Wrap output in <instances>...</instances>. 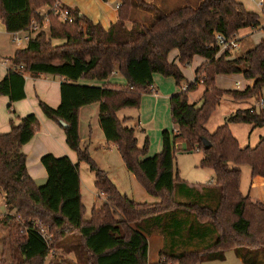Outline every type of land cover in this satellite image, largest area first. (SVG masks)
Instances as JSON below:
<instances>
[{
	"label": "trees",
	"instance_id": "obj_1",
	"mask_svg": "<svg viewBox=\"0 0 264 264\" xmlns=\"http://www.w3.org/2000/svg\"><path fill=\"white\" fill-rule=\"evenodd\" d=\"M55 1L0 0V17L8 33L30 31L33 22L48 29V34L39 31L15 52L11 62L22 70H9L0 80V96L8 98V110L14 113L12 104L25 98L26 74L62 79L59 105L52 108L38 100V106L49 120L66 124L65 142L78 162L94 173L95 188L104 201L85 216L78 163L67 156L43 155L40 162L47 182L36 186L27 172L22 146L32 139L39 121L33 113L18 118L17 123L10 119L9 131L0 132V193L8 211L0 224L8 228L9 240L18 251L15 264H42L52 248L36 221L47 227L53 243L77 234V246L88 264H195L223 261L229 249L244 264H256L248 261L249 251L264 250V202L241 193V171L229 164L249 165L251 178H264V136L254 147H241L229 124L264 127V109L239 108L212 133L206 123L223 96L232 101L261 100L264 94V38L238 56L219 53L214 41L215 33L231 37L241 29H257L259 15L236 0H201L196 7L184 5L169 12L146 0H119L117 21L104 29L69 7L72 22H61L49 9ZM43 7H48L44 14L40 12ZM136 7L150 11L152 17L132 19ZM54 40L62 42L53 44ZM173 50L177 57L169 60ZM195 56L204 62L196 68L194 80L169 99L175 130H162V150L142 158L148 138L139 147L136 130L125 126L126 119H119L117 112L138 109L143 95L156 92L154 74L172 77L181 85L185 80L181 69ZM114 73L125 84L105 82ZM228 74H241L254 82L243 90L219 89L216 76ZM81 79L104 83L80 84ZM199 84L204 87L199 103L189 102L188 94ZM91 104L99 105L98 123L105 142L115 147L124 167L158 202L139 203L121 193L87 146L81 145L79 113ZM203 139L210 142L208 149ZM179 143L186 145L187 152H200L199 166L214 174L213 181L196 190L200 203L176 199L178 188L181 195L194 194L174 168ZM155 229L162 232L165 244L158 259L150 263L148 236Z\"/></svg>",
	"mask_w": 264,
	"mask_h": 264
},
{
	"label": "crops",
	"instance_id": "obj_2",
	"mask_svg": "<svg viewBox=\"0 0 264 264\" xmlns=\"http://www.w3.org/2000/svg\"><path fill=\"white\" fill-rule=\"evenodd\" d=\"M59 1L63 5L71 9H77L81 15H84L93 23L100 24L104 29H108L111 24L117 21L118 18L117 7L119 5V0H59ZM146 1L154 3L159 8L168 7L167 5L170 4L169 0H146ZM47 11H48V7H43L40 10L42 14H44ZM137 13L139 14L138 16L135 15ZM135 17L143 20L144 18L152 17V13L150 11H146L144 9L136 7L133 8L131 14L132 19ZM126 25L127 27H130L131 24L130 22H127ZM239 31L244 33V31L246 30L241 29ZM248 33H250V31ZM19 34L20 36H22L25 34V32L24 31L19 32ZM61 42L62 41L60 40L53 41L54 44H60ZM24 43L18 46L13 41V33H8L6 31L5 23L3 19L0 17V80H2L5 77V75L9 70H13L12 67H14L15 65L12 64L11 59L13 58L17 50L24 47ZM176 57H177V51L176 53H172L171 51L169 54V60H174L176 59ZM203 62H204L203 58L199 56H195L191 64L188 66L189 67L188 75H186V70H184V68L181 69L186 79V83L194 80L195 70ZM230 75L239 76V78L233 79V81H236L235 83L237 87H230L223 89L240 90L241 89L240 86L243 85L245 82L247 86H252L254 82L253 79L250 80L244 79L240 74L217 75L215 78V82L220 76L226 77ZM61 81L62 79L58 76H52L42 73L37 74L35 76L26 74L25 85H24L25 98L17 102H14L12 104V110L14 113H11V111L8 110V105H9L8 98L6 96H0V132L6 133L9 131L10 119L14 120L15 123H17L18 118L24 117L31 113L35 114L39 121L40 127L35 132L32 139L22 146V150L26 154V168L29 176L32 178L36 186H42L47 182V173L40 162L41 157L45 154H52L56 157H60V156L69 157V159L74 164L78 163L81 200L83 205L85 206L84 197L87 199L88 198L90 199V197L87 195L84 196L82 190L83 179L81 175V170L83 168L82 164L84 163L78 162L76 153L73 150H71L66 144L63 127L49 120L47 117H45L38 106V100L43 101L52 108H56L59 105ZM78 82L80 84H88L93 86H100L102 83H104L102 81H97V80H83V79L79 80ZM105 82L125 84V79L121 77L119 74L114 73ZM153 82H154L153 87L155 88L156 92L142 96L138 110L140 111V114L137 117L138 118L137 121H135V119L133 118L134 114H132L129 111H125L126 109L117 112V116L119 119L121 120L126 119L124 122L125 126L134 128L136 130V134L137 131L140 132L138 136H140L142 141L138 137H136L139 147H141V143L144 142L146 137L150 139L151 135L154 136L153 143H151L150 148L147 149L146 154L142 158L151 157L162 150V140H161L162 130L164 129L175 130V126L172 122V119L170 120L171 115L169 109V99L172 94L180 92L182 88V84L177 85L172 77H163L160 74L153 75ZM184 85L185 84H183V86ZM223 97H227L229 102H237V101H232V99L228 96H223ZM254 105L255 104H250L247 108L253 107ZM98 111H99V105L91 104L82 107L79 113V136L81 139V145L87 146L90 156L92 155L91 148H92L93 139L95 138V135L100 136L99 130L101 129L98 123ZM99 138H102L104 140V146L103 145L100 146L101 148L108 149V151L116 150L113 145L105 144L104 136L103 137L100 136ZM176 146H179L180 148L183 149L185 148L186 145L184 143H179L176 144ZM91 157L101 169L105 170L107 174L110 173V171L107 168H105V166H102L94 156ZM212 176L213 174L210 176L208 183L213 181ZM132 178H134L133 175ZM251 179H252L251 181L252 188H250L249 193L243 194L240 188L241 193L243 195H249L253 200L264 202V178L261 176H255L254 178ZM113 181L114 180H112V182ZM113 183L116 185L115 182ZM146 194L148 193L146 192ZM0 196L3 197L1 193ZM101 196H99V199L103 200V196L102 197ZM143 196L145 200L139 203H143V202L155 203L159 201L158 198L153 197L151 195H149L150 197H146V195L143 194ZM260 197L263 199L261 200ZM91 205H92L91 208L94 205L96 206L95 200L92 202ZM7 212L8 211L6 208V213ZM1 218L2 216H0V220ZM5 230L6 228L0 227V231L5 232ZM154 234H157L160 237L161 245L157 247L158 248L157 251L159 252L165 244V239L162 235V232H160V230L155 229L151 232L150 236H148V249L150 245L149 238ZM182 234L184 235V233ZM5 236L6 234L3 235L4 239L6 240L4 239L3 240L6 241V243L8 244L9 239ZM1 238L2 237L0 236V239ZM2 244L3 246L6 245L5 243ZM236 257L238 258V260H240L242 264H244L240 257L238 256Z\"/></svg>",
	"mask_w": 264,
	"mask_h": 264
},
{
	"label": "rangeland",
	"instance_id": "obj_3",
	"mask_svg": "<svg viewBox=\"0 0 264 264\" xmlns=\"http://www.w3.org/2000/svg\"><path fill=\"white\" fill-rule=\"evenodd\" d=\"M237 1L243 4L246 10L257 13L259 15L260 24L257 27V29L252 30L246 28L245 29L246 31H244V33L241 31L237 32L236 37H238L239 39V49L232 52L233 56L241 55L243 52L250 49L262 38H264V30H263L264 5L258 6L256 3L252 2L251 0H237ZM200 2L201 0H169L170 4L167 5L168 7H164V12H169L170 10H173L177 7L184 5H190L196 7L198 4H200ZM135 15L138 16L139 14L137 13ZM249 31L250 33H248ZM45 32L46 34H48V29L46 28V26H45ZM172 53H176V50H173ZM184 70H186V75H188L189 67L188 66L184 67ZM235 78H239V76L238 75H230L226 77L220 76L216 81V86L219 89L237 87L235 83L236 81H233V79ZM183 84H186V79L182 82V85ZM246 86L247 85L245 82L243 85L240 86L241 87L240 90H243ZM203 91H204V87L202 84H200L195 90L191 91V93H189L188 95L190 102L199 103V99ZM261 99L264 101V94L262 95ZM259 101H260L259 99L252 97L249 99L239 100L237 102H229L227 97H223L220 101V104L210 114L207 120L206 123L207 130L210 133H212L219 125L223 124L226 121V118L229 116V114L235 112L239 108L245 109L250 104H257ZM138 110L139 108L126 109L125 111H129L132 114H134L133 118L135 119V121H137L138 119L137 117L140 114V111ZM229 127L233 136L238 140L239 145L241 147L244 146L254 147L257 144L259 138L261 136H264V128H253L250 124L235 123V124H229ZM99 131H100V136L103 137L101 130ZM139 134L140 132L137 131L136 137H138L141 140L140 136H138ZM100 136L95 135V138L93 139L91 156H94L102 166H105V168H107L110 171V173L107 175L111 180H114L113 182L116 183L118 190L121 193L127 195L130 199L136 200L137 202H142L145 200L143 194L146 195V197H150L148 194H146L145 190L136 181V179H134L135 177L132 178L133 174L130 173L124 167V165L120 160L118 152L116 150L108 151V149H103L100 147L102 145L104 146V140L102 138H99ZM153 141H154V136L151 135L150 139H148V149L150 148V145L151 143H153ZM105 144L107 143L105 142ZM142 144L143 143H141V146ZM186 149H187L186 146L183 149L180 148L179 146H176L174 168L178 172L179 177L182 180H185L190 187L194 188L193 189L194 194L190 196L181 195L178 188V190L176 191V199L179 202H184V203H190V202L200 203L201 197H199V194L196 192V190L202 188V186L208 185L210 176L213 174V172L209 168L199 166V161L202 157V154L200 152L196 150L187 152ZM82 165H83L82 166L83 168L81 170V175L83 179L82 190L84 196L87 195L90 197V199L84 197V204L86 207L85 216L88 218L92 206L91 205L92 202L95 200L96 206L99 207L104 201V197L103 200L99 199V196L101 195L97 192L94 185V173L89 170L88 166L85 163ZM229 167L240 169L241 171L240 188L243 194H248L250 188H252L251 185L252 179L250 176L251 169L249 165L244 164L237 166L234 165L233 163H230ZM212 177L214 179V174ZM213 187L212 189H215ZM260 199L262 200L263 198L260 197ZM5 213H6V208L4 205V200L3 197L0 196V216H3ZM17 220L19 221V223H22V220L19 217ZM35 223L39 228L41 227L43 229V234L46 237V239L51 241L50 245L52 248L49 251V254L43 260L42 264H88L86 261L85 254L77 246L80 243L79 236L77 234H71L68 236V238H63L53 243L51 239V234L47 230V227L39 224V222L37 221ZM0 227L6 228L5 232L0 231V236L2 237L0 239V264H15L16 262L13 261V257L14 256L19 257L18 251H15V249L13 248L14 246L12 245L10 240H8L9 241L8 244L6 243V241H4L6 240L3 237L4 234H6L5 237H7L8 239L10 238L8 237V228L1 224ZM158 237L159 236L157 234H154L149 238L150 245L148 249V259H149L148 261L150 263L158 259L157 247L161 245L160 237L159 238ZM2 243H5L6 245L3 246ZM249 253L251 255L248 259L249 262H256V264H264V250L249 251ZM224 255H225V260L223 261L204 260L202 262H197L195 264H242L240 260H238V258L235 256L233 250L231 249L226 250L224 252Z\"/></svg>",
	"mask_w": 264,
	"mask_h": 264
},
{
	"label": "built area",
	"instance_id": "obj_4",
	"mask_svg": "<svg viewBox=\"0 0 264 264\" xmlns=\"http://www.w3.org/2000/svg\"><path fill=\"white\" fill-rule=\"evenodd\" d=\"M252 2L256 3L258 6L264 5V0H251ZM49 9L53 12V14L58 17L61 22H72V17L70 16L69 9L67 6H64L59 0H56ZM45 26L40 27L37 23L33 22L30 31L25 32L24 35L20 36L19 32L13 33V41L19 46L26 43L33 35L38 33L41 30H44ZM214 41L215 44L219 48V52L228 51L234 52L239 49V39L236 36L226 37L223 34L215 33L214 34ZM13 70L21 71L22 66H14L12 67ZM186 85L182 86L181 90H185ZM264 109V101L261 99L254 107L250 108V112H253L254 109ZM197 151V150H196ZM37 226V225H36ZM38 227V226H37ZM41 228V227H40ZM38 227L39 232L41 235L46 238L43 234V229Z\"/></svg>",
	"mask_w": 264,
	"mask_h": 264
},
{
	"label": "water",
	"instance_id": "obj_5",
	"mask_svg": "<svg viewBox=\"0 0 264 264\" xmlns=\"http://www.w3.org/2000/svg\"><path fill=\"white\" fill-rule=\"evenodd\" d=\"M60 125H61L62 127H65V126H66V124L63 123V122H60ZM202 144H203V147H204L205 149H208V148L211 146L210 142L207 141L206 139H203Z\"/></svg>",
	"mask_w": 264,
	"mask_h": 264
}]
</instances>
